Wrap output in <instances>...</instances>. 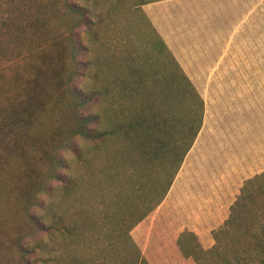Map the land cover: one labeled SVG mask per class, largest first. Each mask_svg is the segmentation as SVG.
Wrapping results in <instances>:
<instances>
[{
  "label": "trees",
  "instance_id": "trees-1",
  "mask_svg": "<svg viewBox=\"0 0 264 264\" xmlns=\"http://www.w3.org/2000/svg\"><path fill=\"white\" fill-rule=\"evenodd\" d=\"M151 1L155 0H136L129 6L127 0H108L110 7L107 10L102 7L98 12L95 8L91 10L89 7L68 1L65 3L67 35L49 37L43 42L44 45L31 42L28 50L23 49L25 41L28 40L26 37L28 29L35 30L37 25L40 29L46 27V19H43L45 14L41 8H38L39 15L35 18L26 10L20 11L23 18L13 16L11 11L6 17L3 16L4 32L0 33V54H12L19 60H27L31 56L34 63L22 81L23 89L19 97L9 100L8 103H0V155L9 150L7 154L9 157L22 155L28 158L31 149L36 148L38 142L43 143L37 138L34 130L45 125H52L54 129L45 140L51 143V149L47 151V148H44L48 163L44 178L37 173L30 176L37 188L34 194L27 198L26 207L29 212L26 228L29 230L27 235H32L34 239L32 246L23 243L25 235L18 241L17 248L22 264H56V244L50 250H46L50 256H45L44 249L45 246L48 247V242L44 243V239L48 237L50 242L54 243L58 234L72 232V229L54 209L52 202L42 199L41 194L47 193L48 198L52 199L61 187L65 189L73 187L74 180L69 171L75 159L83 166H88L90 159L86 152L95 151L97 154L106 150L113 158L112 163L107 162L106 165L109 172L115 171L116 174L123 172L126 176H133L138 167L151 170L156 166L160 168L156 176L148 175V182L144 186L147 189L146 193H156L159 198L149 211L151 212L166 197L187 153L196 141L203 125L205 101L144 12L143 5ZM126 2L128 9L133 5V8L141 13L155 37L154 47L160 45L159 48L161 50L163 48L165 56L154 57L147 65L139 55V48L133 49L135 51L124 56L123 68L121 65L122 78L108 83L118 86L121 96L130 99L140 94L144 97L146 82L158 80L151 74L161 71L157 63L164 64L165 78L157 81H162L161 86L156 87L157 91L153 90L151 93L155 95L156 92V96L164 100L167 93L173 96L180 88L193 97L188 106V113L195 117L192 116L183 125L174 123L168 106L162 100L158 106L155 102L131 106L120 112L123 114L122 117L113 119L110 113L112 106L107 102L113 89L109 85L96 87L92 80L95 77L96 81L102 62L92 57L87 60L81 58L82 52L90 54L95 42L101 40L100 30L111 19V13ZM45 13L60 18L59 11L54 6ZM83 25L87 27L90 35L85 45L77 39V34H81L78 30ZM6 36H9L10 40H6ZM105 62L104 60V65ZM110 64L114 68L115 59ZM94 69L95 75L92 74V71L95 72ZM183 85L186 88H182ZM66 99H69L66 104L68 112L64 109ZM77 138L86 142V145L81 146L75 141ZM44 145L45 143L41 145V149ZM68 151L71 152L70 157L66 156ZM145 198H148V195H145ZM246 199L248 198L244 196L238 198L225 227L215 233L217 243L213 248L203 249L195 234L186 233L179 240L183 253L192 256L197 264H209L202 261L199 254L209 255L220 251L219 235L236 221L239 215L238 208ZM32 208L34 210L45 208L46 211L34 212ZM148 213L136 221L123 236V239L131 244L132 253L135 255L134 264H151L131 235L132 228ZM90 223L91 221L89 225ZM78 226L85 229L88 224L81 223ZM252 244L253 251L264 252V238L259 241L254 239ZM79 264L84 262L79 261Z\"/></svg>",
  "mask_w": 264,
  "mask_h": 264
},
{
  "label": "rangeland",
  "instance_id": "rangeland-1",
  "mask_svg": "<svg viewBox=\"0 0 264 264\" xmlns=\"http://www.w3.org/2000/svg\"><path fill=\"white\" fill-rule=\"evenodd\" d=\"M68 1L89 7L91 10L95 8L96 12L101 11L102 7L104 10L110 7L108 0H0V33L4 32L3 16L6 17L9 11L13 16L23 18V13L20 11L26 10L32 18H35L39 15L38 8H41L45 14L43 19H46V27L40 29L37 25L35 30L28 29L26 32L28 40L25 41L23 49L28 50L31 42L43 44L49 37L66 36L68 29L65 25L67 22L65 3ZM127 1L130 6L136 0ZM128 2L118 6L117 11L111 13V19L100 30L101 40L95 42L90 54L83 52L81 54L83 60L92 57L102 62L96 81L95 77L92 80L96 87L109 85L113 89L107 99L112 106L110 113L113 119L122 117L123 114L120 113L122 110L141 103L155 102L158 106L162 99L156 96V92L155 95L152 93L153 90L157 91L156 87L161 86L162 81H157L165 78L163 74L165 66L158 62L161 71L151 73L158 80L146 82L144 97L137 94L130 99L120 95L118 86L108 83L122 78L121 65L123 68L124 56L128 52L139 48V55L147 65L154 57L165 56L163 48L162 50L159 48L160 45L154 47L155 37L141 13L136 11L133 5L128 9ZM52 6L59 11V19L55 15H46L45 12ZM78 31L81 34H77V39L84 45L87 44L90 36L87 27L83 25ZM5 39L10 40V37L6 36ZM114 59L116 65L112 68L110 62ZM33 63L34 59H31V56L27 60H19L12 54H0V103H8L9 100L19 97L23 89L22 81ZM92 74L95 75L96 70L92 71ZM181 87L186 88L185 85ZM192 98L178 88L173 96L167 93L162 100L168 106L171 119L177 125H183L192 116L195 117L188 113ZM68 102L69 99H66L64 106L66 112H68L66 107ZM34 132L45 145L41 149L43 143L38 142V146L31 149L32 156L9 157L7 155L9 150L0 155V264H22L17 247L19 239L24 235L26 238H23V243L28 246L33 244L34 237L27 235L29 210L26 204L28 196L34 194L37 187L34 186L30 176L37 173L44 178L48 167L44 148L46 147L47 151L51 149V143L45 140L54 129L52 125H45L35 129ZM75 141L81 146L86 145L82 139L77 138ZM86 154L90 159L88 166H83L77 159L72 163L69 174L74 180L73 187L67 189L61 187L52 199L48 198L47 193L41 194L42 199L52 202L54 209L72 229V232L58 234L54 243L50 242V238H45L44 243L48 242V247L45 246L44 249L45 256H50L47 253L49 251L46 250H50L56 244V264H79V261H83L84 264H134L135 255L132 253L131 244L126 242L123 236L158 201V195L146 193L147 189L144 186L148 182V175L156 176L160 168L156 166L151 170V168L138 167L133 176H126L123 172L116 174L115 171L106 170L107 162L112 163L113 159L108 151L102 150L97 154L95 151H88ZM66 156L70 157L71 152L68 151ZM115 160L122 163L120 160ZM259 182L258 187L250 189L244 195V198L248 199L243 200L244 205L242 203L239 206L236 221L219 235L220 251L209 255L199 254L202 261L209 264H264V252L253 251L252 244L254 239L259 241L264 238V181ZM145 195H148V198H145ZM35 211L46 210L36 208ZM89 221H91L90 225ZM81 223L88 224V227L82 229L78 226ZM134 227L131 235L136 242L132 234ZM104 261L107 263H103Z\"/></svg>",
  "mask_w": 264,
  "mask_h": 264
},
{
  "label": "crops",
  "instance_id": "crops-1",
  "mask_svg": "<svg viewBox=\"0 0 264 264\" xmlns=\"http://www.w3.org/2000/svg\"><path fill=\"white\" fill-rule=\"evenodd\" d=\"M143 10L205 112L169 192L132 234L151 264H197L180 238L213 248L238 198L264 181V0H155Z\"/></svg>",
  "mask_w": 264,
  "mask_h": 264
}]
</instances>
